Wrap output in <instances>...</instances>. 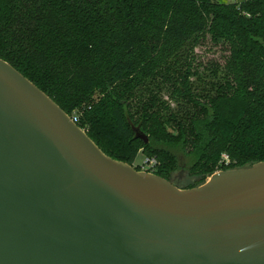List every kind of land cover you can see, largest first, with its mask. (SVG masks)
Masks as SVG:
<instances>
[{"label": "trees", "instance_id": "obj_1", "mask_svg": "<svg viewBox=\"0 0 264 264\" xmlns=\"http://www.w3.org/2000/svg\"><path fill=\"white\" fill-rule=\"evenodd\" d=\"M208 39L227 54L200 71ZM0 59L106 156L154 157L180 189L264 161V0H0Z\"/></svg>", "mask_w": 264, "mask_h": 264}, {"label": "water", "instance_id": "obj_2", "mask_svg": "<svg viewBox=\"0 0 264 264\" xmlns=\"http://www.w3.org/2000/svg\"><path fill=\"white\" fill-rule=\"evenodd\" d=\"M0 264H264V161L180 189L0 59Z\"/></svg>", "mask_w": 264, "mask_h": 264}, {"label": "rangeland", "instance_id": "obj_3", "mask_svg": "<svg viewBox=\"0 0 264 264\" xmlns=\"http://www.w3.org/2000/svg\"><path fill=\"white\" fill-rule=\"evenodd\" d=\"M221 3H227L231 0H217ZM235 2H240L241 0H234ZM195 52L198 56V61L201 65L200 71L202 68H211L212 64L223 65L224 57L226 56V52L223 50L221 45H214L209 39L205 41L202 45H199ZM145 156L139 152L133 167L136 168L137 171H142L141 163L143 162ZM174 183H176L181 188H187L191 184V178L188 177L186 170L178 169L173 174Z\"/></svg>", "mask_w": 264, "mask_h": 264}, {"label": "built area", "instance_id": "obj_4", "mask_svg": "<svg viewBox=\"0 0 264 264\" xmlns=\"http://www.w3.org/2000/svg\"><path fill=\"white\" fill-rule=\"evenodd\" d=\"M231 1H234V0H231ZM71 120L74 123L76 121V119H71ZM222 157L225 161H228L226 155H223ZM156 165H157V160L154 157H145L143 162L141 163V168H142V171L153 174L152 170L154 169Z\"/></svg>", "mask_w": 264, "mask_h": 264}]
</instances>
